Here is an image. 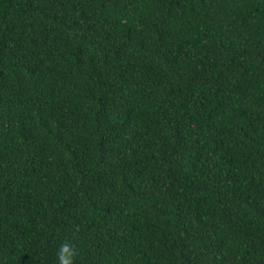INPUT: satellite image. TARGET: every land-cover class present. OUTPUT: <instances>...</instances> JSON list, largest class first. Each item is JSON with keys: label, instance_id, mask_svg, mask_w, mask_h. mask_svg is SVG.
I'll use <instances>...</instances> for the list:
<instances>
[{"label": "trees", "instance_id": "16d2710c", "mask_svg": "<svg viewBox=\"0 0 264 264\" xmlns=\"http://www.w3.org/2000/svg\"><path fill=\"white\" fill-rule=\"evenodd\" d=\"M264 264V0H0V264Z\"/></svg>", "mask_w": 264, "mask_h": 264}, {"label": "clouds", "instance_id": "9594fccd", "mask_svg": "<svg viewBox=\"0 0 264 264\" xmlns=\"http://www.w3.org/2000/svg\"><path fill=\"white\" fill-rule=\"evenodd\" d=\"M74 250L67 243L60 245L58 249V264H73L72 257Z\"/></svg>", "mask_w": 264, "mask_h": 264}]
</instances>
